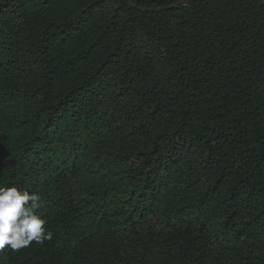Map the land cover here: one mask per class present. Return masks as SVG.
Returning a JSON list of instances; mask_svg holds the SVG:
<instances>
[{
	"label": "trees",
	"instance_id": "trees-1",
	"mask_svg": "<svg viewBox=\"0 0 264 264\" xmlns=\"http://www.w3.org/2000/svg\"><path fill=\"white\" fill-rule=\"evenodd\" d=\"M0 187V264H264V0H0Z\"/></svg>",
	"mask_w": 264,
	"mask_h": 264
},
{
	"label": "clouds",
	"instance_id": "clouds-1",
	"mask_svg": "<svg viewBox=\"0 0 264 264\" xmlns=\"http://www.w3.org/2000/svg\"><path fill=\"white\" fill-rule=\"evenodd\" d=\"M38 199L16 187H0V249L7 245L15 251L33 241L43 243L52 238L53 233L45 228L46 220L32 211Z\"/></svg>",
	"mask_w": 264,
	"mask_h": 264
},
{
	"label": "water",
	"instance_id": "water-1",
	"mask_svg": "<svg viewBox=\"0 0 264 264\" xmlns=\"http://www.w3.org/2000/svg\"><path fill=\"white\" fill-rule=\"evenodd\" d=\"M176 6H169V7H164V8H160L159 10L163 11V10H168V9H172L175 8Z\"/></svg>",
	"mask_w": 264,
	"mask_h": 264
}]
</instances>
